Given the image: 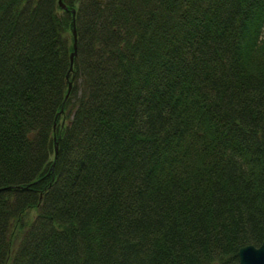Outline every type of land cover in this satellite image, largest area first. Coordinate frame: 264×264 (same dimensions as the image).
<instances>
[{"label":"trees","instance_id":"obj_1","mask_svg":"<svg viewBox=\"0 0 264 264\" xmlns=\"http://www.w3.org/2000/svg\"><path fill=\"white\" fill-rule=\"evenodd\" d=\"M60 1L0 0V264H239L264 0Z\"/></svg>","mask_w":264,"mask_h":264},{"label":"water","instance_id":"obj_2","mask_svg":"<svg viewBox=\"0 0 264 264\" xmlns=\"http://www.w3.org/2000/svg\"><path fill=\"white\" fill-rule=\"evenodd\" d=\"M60 1V0H59ZM61 3V1H60ZM62 6H64L63 3H61ZM73 14L75 13V10L73 9ZM74 23V19H73ZM72 35H73V49L70 53V66L69 70L72 68L74 57L77 53V32L75 26L72 29ZM71 87V81L68 83V90L65 94V97L69 93V89ZM55 151H57V148H55ZM238 260L239 264H264V241L261 242L259 245H253V244H245L238 249Z\"/></svg>","mask_w":264,"mask_h":264},{"label":"bare ground","instance_id":"obj_3","mask_svg":"<svg viewBox=\"0 0 264 264\" xmlns=\"http://www.w3.org/2000/svg\"><path fill=\"white\" fill-rule=\"evenodd\" d=\"M74 58H75V57H74ZM72 67H73V65H72ZM71 69H72V68H71ZM71 69H70V70H71Z\"/></svg>","mask_w":264,"mask_h":264}]
</instances>
